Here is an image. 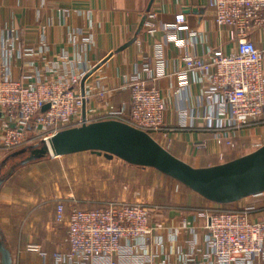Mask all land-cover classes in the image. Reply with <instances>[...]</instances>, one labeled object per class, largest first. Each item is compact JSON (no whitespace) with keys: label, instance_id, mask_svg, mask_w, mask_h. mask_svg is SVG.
<instances>
[{"label":"crops","instance_id":"1","mask_svg":"<svg viewBox=\"0 0 264 264\" xmlns=\"http://www.w3.org/2000/svg\"><path fill=\"white\" fill-rule=\"evenodd\" d=\"M209 3L210 0H0V69L8 61L5 54L11 41L16 49L8 53L13 80L35 84L77 74L81 83L75 92L82 94L84 76L103 63L85 83L86 102L78 109V125L83 120L84 106L93 122L120 120L111 115L120 112L128 119L132 107L129 85L139 77H148V65L154 77L149 84L159 88L165 100L168 135L159 134L157 138L171 153L196 168L224 164L251 153V138L258 134L264 138V127L238 133L237 144L246 145L242 149L220 144L208 128V117L215 105L206 93L210 72H186L185 57H209L218 48L230 53L237 44L231 28L216 23ZM149 10L157 14L154 26L144 24L138 32ZM180 12L186 13L191 27L188 33H178L183 44L169 40L161 28L162 24H175ZM249 37L264 52V27L253 30ZM134 38L132 45L117 52ZM4 120L0 110V166L7 156L1 146ZM203 142L205 145H201ZM85 153L99 157V193L66 197L69 190L61 199L54 183L39 184L37 174L21 170L23 166L5 180L0 190V229L14 264H72L68 257V224L56 221L61 201L67 216L74 207L94 209L110 201L142 203L150 208L153 232L148 242L123 240L121 252L113 257L116 264H210L208 214L250 204L257 207L253 219L262 216L264 192L219 204L154 168L132 165L118 157L109 159L86 151L33 163L41 167L48 161L50 168L62 158L72 168L71 162H82ZM89 170L81 166L86 174ZM86 264L98 263L91 260ZM244 264L264 261L256 258Z\"/></svg>","mask_w":264,"mask_h":264},{"label":"built area","instance_id":"2","mask_svg":"<svg viewBox=\"0 0 264 264\" xmlns=\"http://www.w3.org/2000/svg\"><path fill=\"white\" fill-rule=\"evenodd\" d=\"M209 4L216 23L230 27L237 44L230 53L218 48L209 57L186 56V72H210L206 93L215 105L208 117V128L220 144L242 149L246 145L237 144V134L264 127V52L249 37L250 32L264 27V0H210ZM156 17L149 10L145 24L154 26ZM161 28L169 40L179 44L184 40L178 38V33L191 30L184 12L176 15L175 24H162ZM8 47L5 60L9 61L8 53L16 49L11 41ZM8 61L0 69V110L5 118L1 146L6 151L48 141L57 132L82 124L81 121L76 125V118L86 95L75 92L81 76L73 74L56 82L40 80L24 84L12 79ZM145 68L150 71L148 77H139L129 85L130 117L124 118L123 112L111 115L146 131L165 147L157 138L159 134L168 135L165 100L160 89L149 84L154 77L149 66ZM47 105L50 107L45 111ZM87 121L93 122L89 117ZM39 136H42L40 142L36 143ZM263 146L262 135L252 136L251 147L255 151ZM256 211L255 205L248 204L241 209H217L207 215L210 264H244L256 258L264 261V208L261 218L255 220L252 216ZM56 221L68 224V257L72 264H86L91 260L98 264H116L113 257L121 252L123 240L147 243L153 232L150 208L142 203L110 201L94 209L74 207L67 216L66 205L61 201Z\"/></svg>","mask_w":264,"mask_h":264},{"label":"water","instance_id":"3","mask_svg":"<svg viewBox=\"0 0 264 264\" xmlns=\"http://www.w3.org/2000/svg\"><path fill=\"white\" fill-rule=\"evenodd\" d=\"M145 19L146 17L138 32L143 28ZM135 41L136 38L132 39L117 52L125 50ZM102 64L84 76L83 96L86 95L87 79ZM49 107L45 106L44 110ZM86 151L104 154L109 159L118 157L132 165L154 168L219 204L235 203L264 192V146L224 164L196 168L175 156L149 133L127 122L116 119L88 122L85 106L81 125L61 130L48 141L43 140L7 157L0 166V190L7 177L19 167L47 157ZM28 152L29 156L17 163L10 173L2 172V168L9 160ZM0 259L1 264H14L12 252L5 242L1 229Z\"/></svg>","mask_w":264,"mask_h":264},{"label":"rangeland","instance_id":"4","mask_svg":"<svg viewBox=\"0 0 264 264\" xmlns=\"http://www.w3.org/2000/svg\"><path fill=\"white\" fill-rule=\"evenodd\" d=\"M32 135V133H30ZM260 135V134H259ZM42 136L37 137L36 143L40 140ZM263 137V136H262ZM40 142V141H39ZM32 146V145H30ZM22 147L16 151H19L21 149L27 148ZM254 152V148H249ZM16 151H6L7 157H9L11 154H13ZM246 151V150H245ZM249 151V150H248ZM29 156V152L25 153L24 155H21L19 157H16L14 159L9 160L8 163L2 168V172L10 173L13 167L21 162L23 159L27 158ZM82 162L80 161H74L71 162L72 168H70V163H65V159H57L58 163L55 165H52V167L48 168V161L43 166H35V164L29 163L25 166H23V169L21 170H27L31 171L32 173H36L35 176L36 179L39 180V184H44L45 182H50L51 184H55L56 186V193L59 195L61 199H64V193L65 191H69V194H65L66 197L70 196L71 194H80L85 195L86 193L89 194L91 192H98L99 193V157L97 156H91L89 153H85L83 155ZM63 160V161H62ZM103 160V159H100ZM79 163V164H77ZM82 168L86 167L89 170V173H85L81 171ZM64 167H68L67 169H64ZM20 168V167H19ZM17 170V169H16ZM97 170V173L96 171ZM67 173V174H66ZM91 194V193H90ZM57 195V196H58ZM99 204V202H97Z\"/></svg>","mask_w":264,"mask_h":264}]
</instances>
